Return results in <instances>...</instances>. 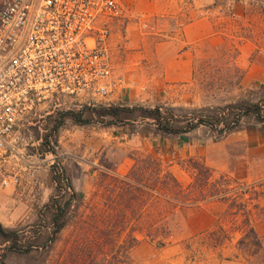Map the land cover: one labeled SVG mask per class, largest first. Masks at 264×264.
<instances>
[{"label":"rangeland","instance_id":"1","mask_svg":"<svg viewBox=\"0 0 264 264\" xmlns=\"http://www.w3.org/2000/svg\"><path fill=\"white\" fill-rule=\"evenodd\" d=\"M214 1L129 0L139 17L116 29L111 53L115 73L133 86L130 89L143 83L148 72L152 74V65L157 63L156 47L180 39L184 23L208 17L214 25L212 42H200L191 82L180 90V87L175 89L170 98L163 95L166 101L145 107H171L176 114L183 115L264 99L254 84L244 83V63L238 59L239 49L247 45L252 51V63L264 60V0H226V5L223 0ZM211 44L217 47L211 48ZM67 106L63 104L62 108ZM72 127L66 123L59 130L55 138L56 159L64 160L59 141L61 137L69 138L66 130ZM125 127L129 128L128 140L90 158L89 161L97 159L90 170L94 172L82 182V190L77 191L80 198L74 208L75 217L53 247L29 255L11 252L0 264H95L92 260L99 257L96 251L92 258L86 256L93 242L98 241L106 252L124 241L131 245V234L139 239L130 251L133 264H264V242L247 235L249 221L240 212L250 210L253 219L258 216L264 219V158L254 165L255 180L224 178L201 161L198 162L208 172L198 170L195 176L190 165L189 168L184 165L187 149L169 151L164 156L160 148L145 146L140 138L146 132L151 137L159 134L150 124L141 122ZM258 127L251 119H245L234 132ZM42 133L41 124L29 122L20 134L22 151L31 162L40 165L36 172L50 171L54 159L38 156ZM190 136L201 141L215 137L207 128H199ZM12 166L13 163L7 169L11 170ZM241 166L234 167L238 177L244 176ZM50 187L51 184L48 187L43 184L44 193ZM15 189L0 188V202L7 192ZM223 190L230 191L227 200L219 197ZM3 246L0 239V255Z\"/></svg>","mask_w":264,"mask_h":264},{"label":"built area","instance_id":"2","mask_svg":"<svg viewBox=\"0 0 264 264\" xmlns=\"http://www.w3.org/2000/svg\"><path fill=\"white\" fill-rule=\"evenodd\" d=\"M138 17L129 0H0L1 189L35 180L40 168L20 147L29 117L120 100L133 87L115 73L111 46Z\"/></svg>","mask_w":264,"mask_h":264},{"label":"crops","instance_id":"3","mask_svg":"<svg viewBox=\"0 0 264 264\" xmlns=\"http://www.w3.org/2000/svg\"><path fill=\"white\" fill-rule=\"evenodd\" d=\"M213 32L214 25L208 17L184 23L180 31V39L177 41L172 39L156 47L154 53L157 63L152 65V74L148 72L143 83L137 84L135 89L127 88L124 90L120 100L111 97L103 102L130 103H121L124 105L141 103L144 106H151L159 103L160 100L166 101L167 98L163 95L170 98L174 95L175 89L180 87V90L191 82L195 58L200 51V42L205 40L212 42L210 38H213ZM214 45L211 44L210 47H217ZM239 51L238 59L244 63L242 66L245 73L244 83L254 84L264 97V60L252 63L250 59L252 51L247 45H243ZM127 129L129 128L125 126L104 128L89 125L74 126L72 129L66 130V134L70 133L69 138L61 137L59 149L60 155L64 158L62 164L65 166L76 191L82 190V182L94 172L90 170L96 165L97 159L89 161L90 158L102 155L111 146L122 145V141L128 140L129 132ZM150 134L146 132L140 136L145 146L151 144L152 147L160 148L164 156L168 155L169 151L181 152V150L187 149V160L201 161L207 168L220 175L228 176L229 179L231 176L240 180H255L254 165L264 158L263 126L232 132L219 141L195 140L190 136V133L178 136H165L159 133L152 137ZM184 165L186 166L187 162ZM238 165L243 167L244 176L242 177H238L236 174L237 169L234 167ZM51 178L52 175L49 170L39 171L35 174V183H31L33 180H30L31 182H24L18 189L13 188L14 191L7 192L3 202H0V223L8 229H16L34 220L38 211L48 202L51 195V189L53 190ZM37 183H39V187ZM43 184H46L47 187L51 184L47 194L43 191ZM35 187L36 190H34ZM39 191L41 192L39 193ZM246 209L249 210V207L247 206ZM240 212L245 213L243 219L247 218L248 226L264 242L263 217L258 216L253 219L250 210Z\"/></svg>","mask_w":264,"mask_h":264},{"label":"trees","instance_id":"4","mask_svg":"<svg viewBox=\"0 0 264 264\" xmlns=\"http://www.w3.org/2000/svg\"><path fill=\"white\" fill-rule=\"evenodd\" d=\"M215 1L217 2V0ZM215 1L214 3H216ZM223 1L222 3L226 5V0ZM186 2H190V0H186ZM62 106H56L43 114L36 113L23 124L21 133L25 131V126L29 122L42 125L43 133L39 138L38 156L54 158L50 164L53 192L48 202L38 211L34 223L16 230L8 229L0 223V239L4 244L0 261L11 252L29 255L35 252L49 251L58 240L60 233L75 217L74 208L80 196L74 189L62 161L56 159L58 146L55 138L66 123H71L74 126L97 125L109 128L146 122L158 133L166 136H178L191 133L199 128H207L215 135L214 141H219L234 132L245 119H251L254 126L264 127V99L256 103L239 101L224 107L203 109L183 115L176 114L171 107L162 106L147 108L120 103L68 105L65 108ZM38 118H41V122ZM187 165L188 168L190 165L195 176L198 170L204 169L208 172V169L198 160L189 159ZM170 177L176 182L173 176ZM229 192V190H223L219 197L227 200ZM247 235L252 240L261 243L260 238L252 228H249ZM129 240H131V245L124 241L119 245H113L106 252H103L100 243L95 241L91 245V251L88 248L86 256L90 258L92 253L96 251V255L99 257H96L98 260H92L95 261V264H133L130 251L133 245L139 242V239L131 234Z\"/></svg>","mask_w":264,"mask_h":264}]
</instances>
